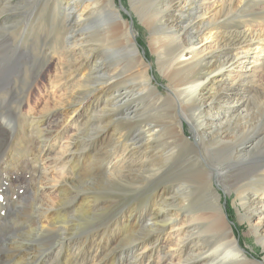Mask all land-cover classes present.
Here are the masks:
<instances>
[{
    "label": "bare ground",
    "instance_id": "1",
    "mask_svg": "<svg viewBox=\"0 0 264 264\" xmlns=\"http://www.w3.org/2000/svg\"><path fill=\"white\" fill-rule=\"evenodd\" d=\"M63 1L56 38L61 50L53 54L65 66L51 85L76 74L72 90L89 98L74 97L61 112L59 127L74 132L60 165L51 168L54 185L43 177L47 169H39L54 137L46 125L51 117L21 116L19 102L14 112L4 108L0 114L6 147L18 130L10 114L28 121L23 135L38 141L29 159L9 148L0 158L11 165L27 162L40 175L6 211L0 207V227L6 217L0 264H264V79L252 78L258 69L264 74V22L247 19L253 5L256 13L264 10V0H133L132 11L144 10L166 96L151 84L150 64L139 55L126 9L88 0L79 12L82 0ZM212 10L223 11L221 21ZM96 16V31L85 33L82 23ZM10 78H2L0 87L12 85ZM106 135L113 144L98 151ZM214 184L235 194L239 221L249 224L261 261L245 256ZM148 188L141 206L119 214L112 230L96 227L114 192L143 195Z\"/></svg>",
    "mask_w": 264,
    "mask_h": 264
},
{
    "label": "rangeland",
    "instance_id": "2",
    "mask_svg": "<svg viewBox=\"0 0 264 264\" xmlns=\"http://www.w3.org/2000/svg\"><path fill=\"white\" fill-rule=\"evenodd\" d=\"M108 1L113 3L112 9L116 12L121 13L122 9L128 11L127 15L123 14L126 21H128L126 22L127 24L133 19L134 30L138 38V40H136V48L139 51V55L142 56L144 63L150 64L148 72L151 78V84L158 89L160 95L163 94V96H166L169 90L156 66L157 56L155 53H152L150 48L149 30L144 27L142 23L141 16L144 10L142 11L141 8L136 12L132 11L131 3L134 4L133 0ZM63 2V0H0V12L2 13V15H0V46L2 48L0 49V80L7 76H11L8 80H12V85L9 84L10 86H7L3 80L4 82L2 84L4 87H0V114H4L5 109L14 112L15 105L19 102L21 116L31 114V118L35 116V119L46 116L51 117L50 120L46 122V125H50L49 129L53 132L51 137H54L51 138L50 142L46 145V149L43 150L41 154V165H39V169H42L43 166L47 169L43 177L46 178L47 183L50 185L55 184L53 183L51 168L55 165H60L58 160L63 159V153L66 150L64 148L66 146L65 143L68 140L67 138L74 132L73 127H59L62 124L61 112L66 110L67 104L73 102L74 97H77V99L79 98V102L83 100L86 101L89 98H85V95L76 96L77 94H82V90H72L75 80L71 78L76 76V74L65 75L60 78L58 83L51 85L54 75L58 74L61 77L60 73L62 72L63 66H65V62H60L61 60L53 54L61 50L56 38L58 35L57 33H59L63 27V14L66 13ZM88 3V0H82L78 7L79 12L86 10ZM6 10L10 11L5 12ZM217 10H212L211 13L216 20L221 21L222 17H224L223 11L216 12ZM3 11L5 12L4 14ZM247 15L248 21L251 20L253 22L260 20L264 22V10L256 13L255 5L252 6ZM53 16L55 17L53 18ZM97 19H99V17L97 18L96 16L95 20L83 22V31L85 33H89L91 29L96 31L98 27V25H96ZM4 23L8 24L5 25ZM10 26L13 27L8 29ZM52 26L54 28H51ZM6 48L8 50H6ZM18 53H26V57H21L22 59H20ZM26 73L28 78H26ZM261 77L264 79V74L258 69L252 78L259 80ZM66 81L67 83H65ZM242 89L243 88L239 87V94L242 93ZM10 95H15L17 99H11ZM6 97L9 98L8 102H5ZM254 101L255 98H253L252 103ZM255 105L258 106V104ZM251 107L252 105L250 108ZM29 110H31V112H29ZM254 110H256V108H254ZM16 117H18V119ZM10 118L13 120L12 122L15 123L14 129H18L17 132L15 131L17 134H14L13 141L10 144L11 147H6V143L0 140V154H3L9 148L10 150L8 153L16 157L25 156L29 159L30 155L36 153V148L34 146H36L38 141H36L34 135L26 136L27 138L24 137V133L21 129L24 124H28V121H21L20 116H14V114H10ZM259 133L261 134V142L264 143V126L260 127ZM183 134L189 137V127L185 123L183 125ZM108 135H106L104 139H101L104 141L99 148L96 147L98 151L108 150L110 144H113L111 142V136ZM87 152H90V149ZM7 159L8 158L2 157L1 155L0 191L2 195H0V207L5 208V211L10 207V202L16 201L18 197H23L22 194L24 190H30L28 183L33 177L37 176L33 173V171L36 170H34V168L31 169L27 162L16 164L12 161L13 165H11L10 161H7ZM149 162L144 164H149ZM4 163H7L10 168L7 169L6 167L8 166H4ZM55 177H58V175ZM39 178L40 175L37 176L36 180H39ZM89 187L93 188V190L95 189V187L91 185H89ZM161 187L162 185L156 187V189H160ZM214 189L220 197V205L227 217V224L234 232L240 247L245 251V256L250 260L257 262L261 261L263 251L258 246L256 238L251 235L249 224L239 221V213L242 214V210L239 207V201L236 199L235 194L233 192L229 194L224 193L217 184H214ZM146 191L147 192L143 195L133 192L129 193V195L125 192H114L112 197L104 200L107 202L105 203L107 209L103 213L101 220L96 224V227L99 230L102 229L101 232L103 228H108V231L112 230L110 224L115 221L119 214L122 212L128 213L130 210L137 209L141 206L142 201L152 192L151 188H148ZM134 194L135 196H133ZM54 195L52 191L49 193V197L51 196V198L54 197ZM238 207L240 209L239 213L237 212V210H239ZM12 214L14 215V212ZM5 220L1 223L0 232L4 230L2 224L5 226ZM108 225L110 226L107 227ZM166 232H168V230ZM105 234L108 237L106 232ZM41 259L42 257L40 260Z\"/></svg>",
    "mask_w": 264,
    "mask_h": 264
}]
</instances>
